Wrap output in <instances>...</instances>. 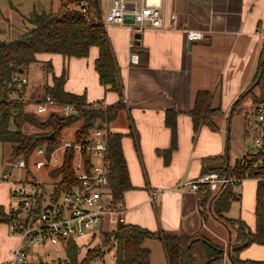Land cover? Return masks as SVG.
Listing matches in <instances>:
<instances>
[{
    "label": "crops",
    "instance_id": "obj_1",
    "mask_svg": "<svg viewBox=\"0 0 264 264\" xmlns=\"http://www.w3.org/2000/svg\"><path fill=\"white\" fill-rule=\"evenodd\" d=\"M152 1L160 4L167 25L172 24L170 14L175 13L177 27L200 30L203 37L191 41L179 28L147 26L142 31H132L125 25L111 24L106 28L123 82L122 98L99 81L95 67L99 49L94 45L83 57L38 53V61L34 63L44 77L40 85L51 84L52 75H59L66 67L65 90L84 94L87 103L102 101L108 105L122 99V107L109 127L112 132L123 133L121 144L131 185L121 196L127 207L126 223L153 231L165 229L188 234L201 231L226 245V228L217 221L203 220L197 192L186 183L207 172L204 159L228 150L225 160L206 163L209 167L222 164L226 167L234 164L249 144L245 119L242 125L240 114L234 115L232 109L230 115L229 109L250 85L257 66L264 42V0ZM75 3L70 5L75 7ZM99 4L104 14L111 0H106L105 5L99 0ZM42 10L48 8L36 5V0L26 7L16 0H0V39H14L25 32L30 26L27 17ZM132 52L139 54L138 63L130 62ZM47 61L52 64L50 72L44 70L43 63ZM201 89L212 91L211 104L221 106L223 115L214 118L217 129L202 124L195 132L189 110ZM167 109H170L168 116L174 120V131L166 122ZM241 185L253 191L252 203H241L238 215H231V208L225 214L241 216L254 227L257 179H245ZM153 191L157 193L152 199ZM243 198L244 194L240 193L242 202ZM14 238L12 247L18 243V238ZM143 246L150 250L151 264H168L160 239L146 238ZM240 257L257 261L249 264H264V244L245 247ZM229 261L226 254L221 264Z\"/></svg>",
    "mask_w": 264,
    "mask_h": 264
},
{
    "label": "trees",
    "instance_id": "obj_2",
    "mask_svg": "<svg viewBox=\"0 0 264 264\" xmlns=\"http://www.w3.org/2000/svg\"><path fill=\"white\" fill-rule=\"evenodd\" d=\"M79 0H64L58 8L33 11L28 17L30 26L25 32L14 39H0V142L10 143L13 156H24L29 160L38 146H44L47 155L60 143L62 130L71 123L81 120L76 129L74 143H89V134L92 126L98 120L111 123L122 107L123 82L119 73L113 48L101 16L99 0H90L86 12L70 4ZM97 46L98 56L95 67L99 74V81L108 89L118 92L120 101L108 104L106 109L83 108L87 103L84 94H77L65 90L67 76L66 67L59 75H52V83L44 84L42 96L51 94L58 103H75L77 111L64 116L56 111H49L42 119L36 112L26 109L27 100L23 98L26 83L20 76L28 70L30 64L38 61L37 54L41 52H56L64 56H87L91 46ZM142 58V56H141ZM147 56L143 58L146 63ZM44 70L52 71L51 62L43 63ZM22 69V72L19 70ZM260 92L255 94L254 88ZM264 92V42L261 48L253 81L248 88L242 91L234 101L232 109H236L243 98L252 93L253 103L261 98ZM10 94H14L9 97ZM212 91L201 89L197 92L194 105L189 110L192 116L194 130L198 131L202 124L217 129L214 118L223 115L221 106H212ZM89 103V102H88ZM166 122L173 131L174 120L168 116ZM175 113V112H173ZM30 123L44 131L27 132L24 125ZM245 135L251 136L246 128ZM123 133L112 132L108 139L110 157V184L114 196L120 198L125 189L129 188L130 180L125 157L122 150ZM264 140V138H263ZM87 163L90 164V154L84 148L82 151ZM228 150L222 155L204 159V171H217L224 175L242 177L249 171L250 178L257 179L255 197V225L251 227L241 216L229 217L225 213L230 209L232 201L240 198L235 187L241 181L220 183L216 190L207 189L204 185L197 191L199 212L205 222L217 221L224 225L228 234L227 244L217 242L201 231L192 234L180 233L174 230L153 231L134 223H124L109 231H100L103 242L89 248L86 255L80 259V247L76 239H65L61 246L65 255L56 259L42 260L30 264H91V261L103 256L105 250L114 248V264H151L150 250L143 246L146 238H158L165 249L168 264H221L227 254L235 264L255 263L256 260L242 259L240 252L247 246L257 243L264 244V144L258 155L252 158L248 165L240 163L239 158L234 164L208 166L209 160L226 159ZM76 150L67 147L64 152L63 164L51 170L53 177L59 176L54 184L55 195L71 189L78 183L73 170ZM262 163H258V159ZM9 216L0 204V223L7 222ZM96 236V233L92 236ZM264 261V260H263Z\"/></svg>",
    "mask_w": 264,
    "mask_h": 264
},
{
    "label": "built area",
    "instance_id": "obj_3",
    "mask_svg": "<svg viewBox=\"0 0 264 264\" xmlns=\"http://www.w3.org/2000/svg\"><path fill=\"white\" fill-rule=\"evenodd\" d=\"M90 0H79L75 7L86 12ZM132 15L133 21L126 17ZM175 13L170 14L171 25H167L160 11V4L152 0H111L108 10L101 16L104 25L120 24L129 27L132 31H142L147 26L158 28H179L186 34L188 40H196L203 37V33L197 29L177 27ZM139 54L132 52L131 63H138ZM22 82H27L26 75L20 76ZM14 94H10L12 97ZM25 98V96H22ZM83 108L106 109L107 104L102 101L86 103ZM37 113L56 111L60 115H70L77 111L75 103H58L49 93H46L35 105ZM246 128L251 131V141L245 146L239 161L248 165L249 161L256 157L264 144V92L255 104L253 103L246 114ZM108 122L96 121L89 134V143H74L72 139H61V143L47 155L44 146H38L29 160L23 157H13L12 161L0 166V181H9V204L5 208L9 216L7 221L8 232L18 238V243L11 247L9 259L0 264H30L27 252L33 243L50 242L59 243L65 239H77L78 237H92L96 232L112 230L126 223L125 213L127 207L124 200L116 198L111 188L110 157L108 152V139L112 131ZM67 147L76 150V158L73 164L74 173L78 183L71 189L55 195L54 184L46 185L26 177L12 178L9 169L24 168L26 172L49 167V171L63 164L64 152ZM62 148V152H60ZM90 154V164L87 163L82 151ZM262 163V159H258ZM250 178L249 171H245L242 177H234L221 174L217 171L206 172L187 181L186 184L194 191H198L202 185L207 189L216 190L220 183L243 181ZM261 179L264 180V177ZM156 191L151 198H155ZM51 205V206H49ZM29 245V250L25 245Z\"/></svg>",
    "mask_w": 264,
    "mask_h": 264
},
{
    "label": "rangeland",
    "instance_id": "obj_4",
    "mask_svg": "<svg viewBox=\"0 0 264 264\" xmlns=\"http://www.w3.org/2000/svg\"><path fill=\"white\" fill-rule=\"evenodd\" d=\"M21 4L22 7H26L27 5H30L33 3L34 0H16ZM62 0H36V5H43L44 7H47L49 9H56L59 7L60 3ZM103 4L105 5L106 0H102ZM72 5V4H71ZM76 5V3H75ZM41 8V7H40ZM7 36V35H6ZM19 36V35H18ZM17 36V37H18ZM41 70V69H40ZM37 67V64L33 63L32 65L29 66L28 70L24 73L26 77L28 78V82L26 83V88L24 91V96L25 99L27 100V110L29 112H36L35 105L38 102L39 99L42 97V93L44 91L43 86L40 85L41 81L43 80V76H41V71ZM42 78V79H41ZM253 81V77L250 82ZM251 84V83H250ZM248 87H245L244 91ZM255 94H258L260 92L258 87L254 88L253 91ZM242 100V104L235 109V114H240L238 116L240 123L243 125L244 119L246 123V114L250 110L253 102V97L252 93H248ZM232 107L229 109L230 115H232ZM37 113V112H36ZM47 112L43 113H37L39 114L38 116L40 118H44L46 116ZM116 119V118H115ZM114 119V120H115ZM231 120V118H230ZM81 120L75 121L71 123L70 125L66 126L62 130V136L61 139L66 138V139H73L75 135L76 129L80 126ZM24 130L27 132H35V131H44L43 129L32 125L30 123H26L24 125ZM251 139H249V142ZM62 148H60V152H62ZM12 149H11V144L10 143H3L0 142V166L3 167L7 162L12 161L11 158L16 157L13 156L12 154ZM23 157V156H19ZM49 167H43L41 169L33 170L32 172H26L24 168H14V169H9L8 172L10 173L12 178L15 177H26L28 176L29 179L38 181V182H43L46 185H53L58 180L59 176L53 177L52 172L50 171L49 173ZM252 185H255V182H251ZM10 185L11 182L9 181H0V202L5 204L4 206L7 207L10 200H9V195H10ZM236 191L239 193L244 194L243 202L240 200V198L232 201L231 209L229 213L231 215H235L239 213L240 207L243 205H247L251 202V197L253 191H249V186L247 185L242 188V185L239 184L235 187ZM254 200V197L253 199ZM7 205V206H6ZM236 215V216H237ZM215 230H220L219 227L214 224ZM0 229L2 231V241L0 242V263L7 261L9 259V251L12 247V244L16 242V239L13 236L11 237L10 233L8 234L7 231V223H0ZM223 230V229H222ZM108 231V230H103ZM76 241L79 243L80 247V253H79V258L82 259L85 255L86 252L89 248L93 247L96 244H100L103 242L102 234L98 235V232H96V236L94 237H88V236H83V237H78ZM103 249L105 250V253L103 256H99L98 258L94 259L91 261V264H114L115 263V257H114V248L108 249V245H102ZM28 254V259L33 262H38L40 259L42 260H52L56 259L57 257H63L65 255L64 249L59 243H50V242H40V243H33L31 246V249L27 252ZM230 264V261H229Z\"/></svg>",
    "mask_w": 264,
    "mask_h": 264
},
{
    "label": "water",
    "instance_id": "obj_5",
    "mask_svg": "<svg viewBox=\"0 0 264 264\" xmlns=\"http://www.w3.org/2000/svg\"><path fill=\"white\" fill-rule=\"evenodd\" d=\"M126 20L129 21V22H132V21H133V17H132V15L127 16V17H126ZM19 71L22 72V69H20ZM6 167H9V164H8V163L6 164ZM49 206H51V205H49ZM25 248H26L27 250H29L30 247H29V245L27 244V245H25ZM228 256H229V255H228ZM229 259H230V261H231L232 264H235V263L233 262V260L231 259L230 256H229Z\"/></svg>",
    "mask_w": 264,
    "mask_h": 264
}]
</instances>
